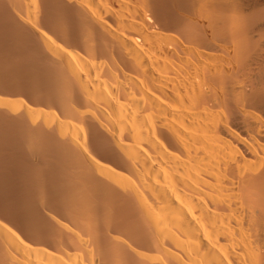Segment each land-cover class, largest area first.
<instances>
[{
  "label": "bare ground",
  "instance_id": "obj_1",
  "mask_svg": "<svg viewBox=\"0 0 264 264\" xmlns=\"http://www.w3.org/2000/svg\"><path fill=\"white\" fill-rule=\"evenodd\" d=\"M0 264H264V0H0Z\"/></svg>",
  "mask_w": 264,
  "mask_h": 264
}]
</instances>
